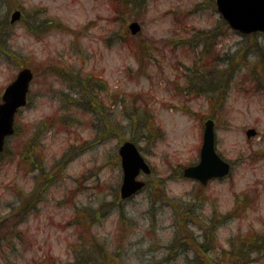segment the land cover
I'll list each match as a JSON object with an SVG mask.
<instances>
[{
    "label": "rangeland",
    "instance_id": "1",
    "mask_svg": "<svg viewBox=\"0 0 264 264\" xmlns=\"http://www.w3.org/2000/svg\"><path fill=\"white\" fill-rule=\"evenodd\" d=\"M25 67L29 104L0 160V264H105L100 248L119 251L109 264H264L263 34L225 26L215 0H0V99ZM209 118L233 170L202 185L182 171ZM133 136L152 173L122 200ZM253 232L259 252L233 261Z\"/></svg>",
    "mask_w": 264,
    "mask_h": 264
},
{
    "label": "water",
    "instance_id": "2",
    "mask_svg": "<svg viewBox=\"0 0 264 264\" xmlns=\"http://www.w3.org/2000/svg\"><path fill=\"white\" fill-rule=\"evenodd\" d=\"M217 8L230 27L243 34L264 33V0H216ZM22 12L12 15V23L21 18ZM135 35L141 31L138 22L130 25ZM34 75L31 69L19 72L16 79L6 88L3 102L0 104V154L4 150L6 138L15 132V116L18 110L27 104V95ZM250 129L249 137L256 135ZM124 173L121 187L122 198L126 199L145 187V182L138 180L141 171L149 174L151 168L133 142H125L119 149ZM231 165L216 151L215 123L208 120L205 125L204 142L199 164L187 167L184 176L207 184L213 178H223L230 173Z\"/></svg>",
    "mask_w": 264,
    "mask_h": 264
},
{
    "label": "trees",
    "instance_id": "3",
    "mask_svg": "<svg viewBox=\"0 0 264 264\" xmlns=\"http://www.w3.org/2000/svg\"><path fill=\"white\" fill-rule=\"evenodd\" d=\"M225 24V23H224ZM225 26H227L226 24H225ZM228 29V28H227ZM217 30L215 29V30H213L212 32H208V34H205V33H203V32H200V34L201 35H203L204 37L206 36V35H208V36H210L211 35V37H212V39L214 40V39H216L218 36H217V32H216ZM202 41H204V40H202ZM212 45H213V47L215 46V44H216V41H215V43H211ZM212 45H211V47H212ZM211 47H209V49H211ZM208 53V55H212V53H213V51L212 50H210L209 52H207ZM240 54V53H239ZM238 54V55H239ZM95 81L97 82V83H99L98 81H100V80H98L97 78H95ZM90 87H91V85H90ZM98 87H100L101 88V86L100 85H98ZM102 89H104V87H102ZM101 89V90H102ZM106 90V89H105ZM194 91V90H193ZM192 91V92H193ZM211 91H215V89H213V88H208L207 89V92L208 93H210ZM90 99L92 98L91 96L89 97ZM91 101L92 102H94V103H96V104H98V103H100L99 101H98V99H97V97H96V99H91ZM72 102H74V101H72ZM81 104H83L84 103V101L82 100V102H80ZM125 104V103H124ZM74 106H77V105H79V106H81L80 104H78V102L77 103H74L73 104ZM85 107V106H84ZM150 114H149V112L148 111H146V113L145 112H141V116L144 118V120H145V124L143 125L144 126V128H145V130H146V128L149 126V123H148V121H147V117L149 116ZM137 120H135V122H136ZM110 125V124H109ZM110 128H113V126H110ZM154 129V128H153ZM150 130V129H149ZM148 131V130H147ZM136 138H135V136H133V138H132V141H134ZM34 158H35V156H32V161L34 160ZM118 159H120L119 158V156H118ZM149 185V184H148ZM191 211V210H190ZM185 214V215H184ZM179 216H184L185 218H187V219H189V220H191V213L189 212V211H187V212H185V213H180V215ZM190 223H192V221L190 222ZM258 239H259V236L258 235H256L255 234V232H253V233H250L249 234V236H248V239H247V248H245V250L244 251H242V250H240V249H237V250H239V252H240V254H238V256L239 257H242V258H239V257H237L235 260H233V261H236V262H239V261H244V263H247L248 261H249V255H250V253H256V252H259V250H258V248H254V246H256V243H257V241H258ZM236 240L235 239H233V240H231L230 241V244L231 245H233L234 244V242H235ZM246 242V241H245ZM92 244H93V242H92ZM236 249V248H235ZM100 251L102 252V256H103V254H105V259H107V260H105V264H109L110 262H115L116 260H112V258H118V254H119V251L117 250V252L115 253V255H111L110 253H108L107 251H106V248H100ZM87 252H88V249H87ZM96 261H95V259L93 258V257H91V258H89V259H87V264H93V263H95ZM243 263V262H242Z\"/></svg>",
    "mask_w": 264,
    "mask_h": 264
},
{
    "label": "flooded vegetation",
    "instance_id": "4",
    "mask_svg": "<svg viewBox=\"0 0 264 264\" xmlns=\"http://www.w3.org/2000/svg\"><path fill=\"white\" fill-rule=\"evenodd\" d=\"M209 51H210L209 49L206 50V52H209Z\"/></svg>",
    "mask_w": 264,
    "mask_h": 264
}]
</instances>
